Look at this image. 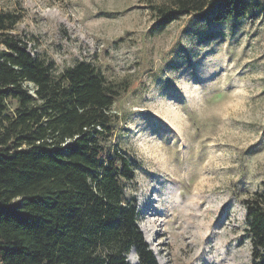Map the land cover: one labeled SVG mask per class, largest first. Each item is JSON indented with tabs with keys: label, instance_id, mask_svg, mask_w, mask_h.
<instances>
[{
	"label": "rangeland",
	"instance_id": "obj_1",
	"mask_svg": "<svg viewBox=\"0 0 264 264\" xmlns=\"http://www.w3.org/2000/svg\"><path fill=\"white\" fill-rule=\"evenodd\" d=\"M164 1L0 0V13L55 73L88 62L127 86L102 143L133 167L124 202L160 264H252L243 200L264 193V0L160 27Z\"/></svg>",
	"mask_w": 264,
	"mask_h": 264
},
{
	"label": "trees",
	"instance_id": "obj_2",
	"mask_svg": "<svg viewBox=\"0 0 264 264\" xmlns=\"http://www.w3.org/2000/svg\"><path fill=\"white\" fill-rule=\"evenodd\" d=\"M246 0H165L159 26L199 13L214 22L243 16ZM0 13V264H160L120 180L128 158L105 152L111 112L127 86L88 62L61 73L12 32ZM33 52V53H32ZM252 264H264V193L243 200Z\"/></svg>",
	"mask_w": 264,
	"mask_h": 264
},
{
	"label": "bare ground",
	"instance_id": "obj_3",
	"mask_svg": "<svg viewBox=\"0 0 264 264\" xmlns=\"http://www.w3.org/2000/svg\"><path fill=\"white\" fill-rule=\"evenodd\" d=\"M131 259H132V261L135 263L136 262V260H137V256H136V252L135 251H133L132 253H131Z\"/></svg>",
	"mask_w": 264,
	"mask_h": 264
},
{
	"label": "water",
	"instance_id": "obj_4",
	"mask_svg": "<svg viewBox=\"0 0 264 264\" xmlns=\"http://www.w3.org/2000/svg\"><path fill=\"white\" fill-rule=\"evenodd\" d=\"M136 252V251H135ZM138 260V259H137ZM137 260H136V262H137Z\"/></svg>",
	"mask_w": 264,
	"mask_h": 264
},
{
	"label": "built area",
	"instance_id": "obj_5",
	"mask_svg": "<svg viewBox=\"0 0 264 264\" xmlns=\"http://www.w3.org/2000/svg\"><path fill=\"white\" fill-rule=\"evenodd\" d=\"M33 53V52H32Z\"/></svg>",
	"mask_w": 264,
	"mask_h": 264
}]
</instances>
